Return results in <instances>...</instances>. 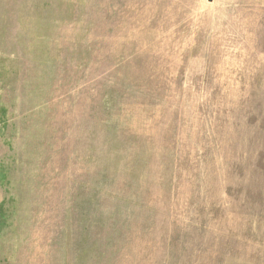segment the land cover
<instances>
[{
	"label": "rangeland",
	"instance_id": "374dc122",
	"mask_svg": "<svg viewBox=\"0 0 264 264\" xmlns=\"http://www.w3.org/2000/svg\"><path fill=\"white\" fill-rule=\"evenodd\" d=\"M0 264H264V0H0Z\"/></svg>",
	"mask_w": 264,
	"mask_h": 264
}]
</instances>
